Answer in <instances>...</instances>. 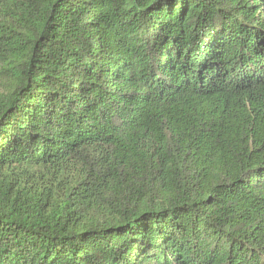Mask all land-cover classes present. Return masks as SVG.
<instances>
[{"label": "trees", "instance_id": "1", "mask_svg": "<svg viewBox=\"0 0 264 264\" xmlns=\"http://www.w3.org/2000/svg\"><path fill=\"white\" fill-rule=\"evenodd\" d=\"M0 264H264V0H0Z\"/></svg>", "mask_w": 264, "mask_h": 264}]
</instances>
